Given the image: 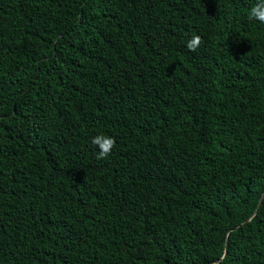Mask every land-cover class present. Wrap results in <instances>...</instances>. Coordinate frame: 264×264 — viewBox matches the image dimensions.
<instances>
[{
	"label": "trees",
	"instance_id": "trees-1",
	"mask_svg": "<svg viewBox=\"0 0 264 264\" xmlns=\"http://www.w3.org/2000/svg\"><path fill=\"white\" fill-rule=\"evenodd\" d=\"M255 3L0 0V264H264Z\"/></svg>",
	"mask_w": 264,
	"mask_h": 264
},
{
	"label": "clouds",
	"instance_id": "clouds-1",
	"mask_svg": "<svg viewBox=\"0 0 264 264\" xmlns=\"http://www.w3.org/2000/svg\"><path fill=\"white\" fill-rule=\"evenodd\" d=\"M248 16L250 20H256L264 24V0H256V3L250 8ZM201 43L202 37L193 34L186 46L190 51H196ZM92 143L98 148L97 159H105L111 154L116 140L112 136L101 133L92 138Z\"/></svg>",
	"mask_w": 264,
	"mask_h": 264
},
{
	"label": "water",
	"instance_id": "water-1",
	"mask_svg": "<svg viewBox=\"0 0 264 264\" xmlns=\"http://www.w3.org/2000/svg\"><path fill=\"white\" fill-rule=\"evenodd\" d=\"M263 200H264V194H263L262 197H261V200H260V203H259L258 209H259L260 206L262 205ZM258 209H257V210H258Z\"/></svg>",
	"mask_w": 264,
	"mask_h": 264
}]
</instances>
